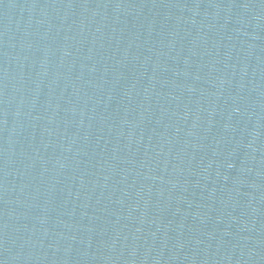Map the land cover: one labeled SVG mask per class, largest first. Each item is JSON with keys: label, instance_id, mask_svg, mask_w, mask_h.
I'll return each mask as SVG.
<instances>
[{"label": "water", "instance_id": "obj_1", "mask_svg": "<svg viewBox=\"0 0 264 264\" xmlns=\"http://www.w3.org/2000/svg\"><path fill=\"white\" fill-rule=\"evenodd\" d=\"M0 264H264V0H0Z\"/></svg>", "mask_w": 264, "mask_h": 264}]
</instances>
